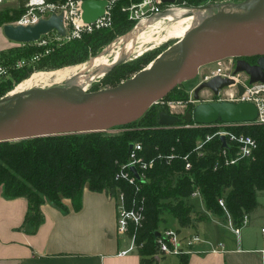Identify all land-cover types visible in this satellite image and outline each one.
<instances>
[{"label": "trees", "instance_id": "obj_1", "mask_svg": "<svg viewBox=\"0 0 264 264\" xmlns=\"http://www.w3.org/2000/svg\"><path fill=\"white\" fill-rule=\"evenodd\" d=\"M19 1L21 7L27 2V0ZM114 7H117V3ZM122 18L126 24L135 23V20L128 21L126 15ZM184 19L177 17L178 21ZM35 44V42L26 43L24 44L26 48L13 54L1 50L0 59L12 60L14 57L24 56L25 53L28 55L34 47L43 49L49 43L40 46ZM52 44L56 46L55 42ZM56 49L46 56L51 57ZM158 55L157 52L147 53L144 57L130 60L127 64L118 62L101 78L100 82L114 87L121 83V78L127 71L134 73L141 71ZM43 58H39L37 62L43 61ZM57 60H51L54 62L47 68H54L52 70H56L57 67L61 68L64 61ZM19 70L22 69L12 68L8 70V74L13 77ZM103 72L77 88L87 91L96 77L101 76ZM5 77H0V85L10 81ZM161 110L162 108L147 109L144 116L128 125L136 128L135 123H140L141 126L138 127L140 129H132L122 135L89 132L0 143V193L7 198L18 196L26 198L29 206L25 222H28L31 230L34 231L43 220L40 210L43 203L48 201L56 208L67 211L68 208L62 201V197H65L72 201L73 208L77 210L80 207L79 197L85 187L90 191L105 192V190L114 191L120 185L128 196H137L139 199L143 196L144 198L145 219L141 228L135 231V241L144 242L138 251L139 254L149 256L153 250V238L159 226L167 222L165 216L172 218L183 227L192 224L193 207L189 201L192 191L191 183L184 175L178 177L177 180L174 179L177 172L184 171V161L181 157H177L170 165H156L148 170L146 174L148 181L138 192H135L134 187L123 182L119 184L115 182L114 173L118 165L125 162L128 146L135 140H141L146 148L150 145H157L158 149L163 152L173 147L175 152L182 156L191 149L196 137L203 134V130L200 129L181 127L151 129L152 125L161 126L158 123ZM179 122L183 123L181 118L176 121L175 126ZM240 130L253 136L257 142V147L249 159L214 170L211 155L201 159H196L195 156L190 158L192 167L190 173L193 174L199 186L204 209L221 216L224 210L219 206L217 199L223 197L225 208L230 213L234 224H239L244 215H249L256 210L258 207L256 193L264 190V124H252ZM131 232H133L132 228ZM185 258L180 257L183 264ZM155 259L154 257L144 258L142 264H151Z\"/></svg>", "mask_w": 264, "mask_h": 264}, {"label": "water", "instance_id": "obj_2", "mask_svg": "<svg viewBox=\"0 0 264 264\" xmlns=\"http://www.w3.org/2000/svg\"><path fill=\"white\" fill-rule=\"evenodd\" d=\"M176 1L161 0L167 5ZM251 1L254 6L249 10L236 7L242 13L229 14L219 9L210 16V20L189 31L176 45L178 60L155 62L159 53L144 69L114 87L75 91L72 86L58 85L31 88L15 95L5 108L0 107V143L60 134L103 132L129 124L141 118L150 106L174 87L193 79L199 68L223 58L237 57L233 73L244 72L250 83L264 82L263 51L254 65L239 58L259 52L260 48L264 50V0H246ZM106 5L107 0H84L80 6L82 21L94 22L104 13ZM1 28L9 41L22 44L36 42L51 31L66 35L63 13H52L26 26L6 23ZM233 82V79L214 76L195 87L194 98L198 100V92L204 88L216 95L218 89ZM237 90L242 94L240 85ZM256 116L257 108L250 101L219 100L195 104L182 115V120L200 124L216 121L234 123L252 121ZM178 119L176 115L161 110L158 123L172 125ZM222 140L225 144L224 137ZM130 148L131 144L128 150Z\"/></svg>", "mask_w": 264, "mask_h": 264}, {"label": "crops", "instance_id": "obj_3", "mask_svg": "<svg viewBox=\"0 0 264 264\" xmlns=\"http://www.w3.org/2000/svg\"><path fill=\"white\" fill-rule=\"evenodd\" d=\"M8 41L0 28V50L9 47ZM256 194L258 207L238 236L226 214L219 216L204 207L197 210L199 219L192 213V229L186 228L184 233L195 229L208 243L203 242V252L186 257L184 264H264V228L258 226L264 224V190ZM79 200L77 210L72 201L64 200L67 211L48 201L43 203V220L32 231L25 222L29 206L26 198H7L0 193V264H142L144 258L148 259L137 252L118 254L128 242L125 236L116 234L115 202L104 191L85 187ZM165 217L167 222L162 226H177L175 220ZM209 242L224 243V250L208 251ZM151 264L183 263L177 256L166 255Z\"/></svg>", "mask_w": 264, "mask_h": 264}, {"label": "built area", "instance_id": "obj_4", "mask_svg": "<svg viewBox=\"0 0 264 264\" xmlns=\"http://www.w3.org/2000/svg\"><path fill=\"white\" fill-rule=\"evenodd\" d=\"M75 1V2H74ZM84 0H69L65 5L59 6L58 3L48 2L47 0H30L29 4L32 6L30 10L26 12L16 23L26 26L27 24L36 23L41 18H47L52 13H63V24L66 28L67 34V22L71 19L73 26L78 30L92 31L95 29H100L111 24L112 8L118 0H107V5L104 7V13L99 16L94 22L84 23L82 21V11L81 3ZM163 3L161 0H142L141 2H128L121 6V10L127 13L128 20H136L143 16H147L150 13H158L162 9ZM66 36V35H65ZM37 42V41H36ZM219 64V61H217ZM224 67H217L216 70L212 71L210 74L204 75L203 79H210L214 76H220L223 78L233 79V84L228 85V87H235V91L230 97L219 98V100L229 101V102H252L257 108V116L254 120L248 122H222L216 121L212 123L200 124L193 121L189 123L184 122L180 125L185 129H200L202 135L196 137V140L191 147V149L179 156L175 152L173 147L167 152L160 151L158 146H148L147 148L141 140H135L131 143L130 150H127V158L125 162L120 163L114 173L113 179L118 184L123 182L131 187L135 188V192H138L142 185L147 182V172L153 169L156 165H170L172 162L181 157L184 161L183 172H177L174 179L177 180L178 177L182 175L188 178L191 183L192 191L190 193L189 201L193 199L202 200L200 195L199 186L195 182L193 174L190 173L191 170V156H195L196 159L206 158V156L211 155L212 157V167L214 170H218L221 167H229L235 165L240 160L249 159L252 157L254 150L257 147V142L253 136L246 134L239 129V126L253 124V125H263L264 124V82H249V78L245 77L244 80H239L238 74H233V68L230 71H226ZM1 73H5L0 70ZM247 84V85H246ZM240 85L243 88L242 94L238 93L237 86ZM227 87V86H226ZM225 87L218 89V96L220 91H223ZM212 94V93H211ZM193 98V97H192ZM189 99L190 102H195L193 99ZM161 98L154 104L162 102ZM204 99V101H219ZM163 110V109H162ZM188 111V110H187ZM185 111L183 115L187 112ZM167 112V111H166ZM169 115H173L167 112ZM182 119V116H178ZM173 115V116H175ZM164 128H171L175 126L161 124ZM160 126V127H161ZM222 137H224V142ZM135 169V172L132 169ZM118 185L114 191H107L105 193L108 199L115 202V228L118 237L125 236L128 242L126 248L122 249L118 254H127L130 252H137L139 254V249L143 246L144 242L138 243L135 241V231L141 228L143 221L145 219L143 213V196L140 199L137 196H128V193ZM217 202L224 214L228 217V224L232 228L235 235L238 236L240 230L243 226L247 225L248 215H244L239 222V224H234L228 210L225 208L224 198H218ZM192 216V214H191ZM192 219V217H191ZM161 224L157 230L156 235L153 238L154 246L151 254L149 256H143L147 258H163L166 255H174L177 257H188L195 253L203 252L200 245L206 240L199 231L184 233L183 230L192 227L180 226L177 223V228L169 225L162 226ZM131 228L133 232H131ZM263 231V230H262ZM208 243V242H206ZM210 247L208 251L211 252H221L224 250V243L217 242L213 244L209 242ZM142 256V255H140Z\"/></svg>", "mask_w": 264, "mask_h": 264}, {"label": "rangeland", "instance_id": "obj_5", "mask_svg": "<svg viewBox=\"0 0 264 264\" xmlns=\"http://www.w3.org/2000/svg\"><path fill=\"white\" fill-rule=\"evenodd\" d=\"M131 1L137 3V2H141L142 0H137V1L118 0L116 2L117 7L113 6L114 9L112 8L113 9L112 16H111L112 22L110 26H106L100 29H95L92 31H86V30L83 31V30L76 29L75 26H73L71 19H70L68 20L67 25H66L67 26L66 36H60L57 34V32L51 31L47 34L42 35V37L37 42H35L36 46H40L42 44L46 45L49 43L50 45L48 44L45 48L40 49L38 47H34L33 51L28 52V55H25L26 54L25 53L24 56H17V57H14L12 60L10 59L1 60L0 59V70H3L5 72L4 74L1 73L0 77L6 76L5 78H8L10 80L8 83H4L3 85H0V107L2 106V108L3 107L5 108L10 102H12V98L15 96L9 95L8 93L14 90L16 85L19 82L29 77L31 73L36 72V71H43V70L49 71V70L54 69V68H47V66L53 64L52 62H54L57 59H62L64 61V64L61 67L84 63L90 56L92 57V56H95L97 53L98 54L101 53V51L104 48H106L111 43L115 42V40H117L119 36H122L124 35V33L129 31V29L132 28L139 19L144 17L143 16L139 19H136L135 23L126 24L124 22L122 17H125L126 15L127 20L128 18H127V13L121 10V6ZM29 2L30 0H27L26 4L23 7H21L19 0H0V28L3 24H6V23H11V24L16 23L23 15H25L26 12L32 8ZM48 2L58 3V5L60 4L59 6H61V4L65 5L66 3H68L69 0H54V1H48ZM239 4H242V5L238 6ZM253 4H254L253 1L246 2V0H177L172 5L163 4L161 7L162 9H160L158 13L166 9H169V8L172 9L176 7H184V8L189 7V8H196V9H201V8L205 9L206 14L208 16H211L215 14L219 9H223L226 7L227 8L238 7V8H241L242 10H249L254 6ZM154 14L156 13H150L147 16L148 17L153 16ZM175 19H173L172 22H175ZM164 26L168 27L170 26V24L165 23ZM174 39L175 38H173L172 41L171 40L167 41L159 46H156V45L153 46V44H151L153 48L150 50H147L146 52H144V54H147V53L150 54L154 52H157L159 54V53H162L163 51H168L170 52V56L177 55L178 49L176 48L175 45L178 44L179 40L177 39L174 40ZM54 42L56 46L52 44ZM8 43H9L8 45L9 47H5L1 50H4L6 52L8 51L13 54L14 52L22 51V49L26 48V46L22 43L11 42V41H8ZM54 47L57 48L54 54L51 57L46 56V54L50 53V51L52 52L55 49ZM144 54L139 57H135V56L130 57V59L128 60L125 59L123 61H120V63L127 64L128 62H130V60L144 57ZM43 57L46 59H44ZM39 58H43V61L37 62ZM51 60H54V61H51ZM232 60H233V57L223 58V59L217 60L219 61V64H217V62H214V63L204 65L200 70L202 71L201 76H199L197 79L193 78L187 82H183L177 85L176 87H174L172 91H170L162 99V102L158 104H153L152 106H150V109L158 110L162 108L163 110L173 115L177 114L180 117L187 110L186 108L194 103L202 102L204 99H208V98L210 100H219V98L230 97V95L234 93L235 87L225 86L224 90L220 91L218 96H215L211 94L210 92H207L206 89H204L200 93L199 100H196L195 102H190V103L188 102L189 99L192 98V95H191L192 89L196 86L197 83L203 80L204 75L210 74L212 71L216 70L217 67H224L227 69L226 71H230L232 68L234 70L235 64H234V61ZM59 62H62V61H59ZM12 68H19L22 70H19L16 73V75L12 77V75L8 74L9 73L8 70ZM58 68L59 67L55 69H58ZM134 74L135 73L133 71H127L121 78L120 82L131 78V76H133ZM233 74H236V73H233ZM101 78L93 82V84L87 90L94 91V90H99L102 88L111 87L110 85H108V83H104V82L101 83L100 82ZM237 78L240 81L244 80L245 74L240 72ZM59 86L69 88L71 87V84H69L68 82H64L62 83V85H59ZM183 94L185 95V97H183L184 96ZM153 106L155 108H153ZM129 124L118 125L117 127L104 130L103 133L106 135H118V134L122 135L123 133L131 131L132 129L138 130L140 129L138 127L141 126L140 123H135L137 127L133 128V126H128ZM181 124L182 122H179V124H176V126L174 127L175 128L180 127ZM250 125L252 124H248V125L245 124L243 126L240 125L239 129L247 128ZM161 127L152 125L150 128L158 129ZM64 200H68V198L62 197V201ZM191 203L193 207L192 209L193 216L199 219V214L197 210L203 208V202L202 200L200 201L198 199H193ZM250 214L248 215V219L251 218ZM252 218H255V216L253 215ZM170 222L171 220L168 221V223ZM169 226H172V225H169ZM258 226H260L261 228H264V224H261ZM172 227L177 228L178 226H172ZM194 230L195 229H193V231H190V230L189 231L192 233L194 232Z\"/></svg>", "mask_w": 264, "mask_h": 264}, {"label": "bare ground", "instance_id": "obj_6", "mask_svg": "<svg viewBox=\"0 0 264 264\" xmlns=\"http://www.w3.org/2000/svg\"><path fill=\"white\" fill-rule=\"evenodd\" d=\"M223 11L229 14L230 12L242 13L240 9L231 7L223 8ZM177 17L185 19L172 22ZM208 20H210V16L206 14L205 9L189 7L169 8L153 16H144L127 34L119 36L115 42L104 48L101 53L89 57L85 63L61 67L56 70L33 72L29 77L19 82L15 89L8 94L15 96V94L28 91L31 88L58 86L64 82L71 84L72 90L82 91L77 87L104 71L93 82L100 79L117 62L128 60L134 56L139 57L147 50L152 49L154 45L159 46L167 41H172L173 38L181 40L189 31ZM165 23L170 26H164ZM176 60H178V55L170 56V52L163 51L155 59V62H174Z\"/></svg>", "mask_w": 264, "mask_h": 264}, {"label": "flooded vegetation", "instance_id": "obj_7", "mask_svg": "<svg viewBox=\"0 0 264 264\" xmlns=\"http://www.w3.org/2000/svg\"><path fill=\"white\" fill-rule=\"evenodd\" d=\"M182 21H183V20H182ZM175 22H178L177 18L175 19ZM123 36H124V35H123ZM261 51L264 52V50H263L262 48H260L259 52L255 51L254 54L246 55V56H244V57H239V58L242 59V60L245 61V62L247 61V62H248L249 64H251V65H254V64H256L257 59L260 58L261 55H260L259 53H261ZM237 59H238L237 57H233V60H232V61H234V63H235V61H236ZM201 68H202V67H201ZM201 68H199L198 73H197V75H196L194 78L197 79L199 76L202 75V71H200ZM238 73H240V72H238ZM238 73H236V74H238ZM242 73H244V72H242ZM244 74H245V73H244ZM247 76H248V75L245 74V77H247ZM207 80H209V79H203L202 81H200L199 83H197L195 87H197L198 85L202 84L204 81H207ZM195 87L192 89V91H191V95H192V97H193L192 99L196 101V99L194 98V95H193V91H194ZM204 89H206L207 92L212 93V91H211L210 89H208V88H204ZM204 89H203V90H204ZM203 90H200V91L198 92L199 97H200V93H201V91H203ZM89 91H90V90H89ZM212 94H213V93H212ZM198 100H199V99H198ZM198 102H199V101H198ZM195 104H197V103H194V104L190 105V106L187 107L186 109H187L188 111H190L191 108H192ZM149 108H150V107H149ZM187 110H186V111H187Z\"/></svg>", "mask_w": 264, "mask_h": 264}]
</instances>
